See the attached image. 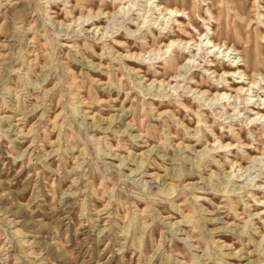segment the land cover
Here are the masks:
<instances>
[{"label":"rangeland","instance_id":"374dc122","mask_svg":"<svg viewBox=\"0 0 264 264\" xmlns=\"http://www.w3.org/2000/svg\"><path fill=\"white\" fill-rule=\"evenodd\" d=\"M87 1L0 0V264H264V118L192 94L214 57L157 2ZM159 2L264 79V0Z\"/></svg>","mask_w":264,"mask_h":264},{"label":"bare ground","instance_id":"6f19581e","mask_svg":"<svg viewBox=\"0 0 264 264\" xmlns=\"http://www.w3.org/2000/svg\"><path fill=\"white\" fill-rule=\"evenodd\" d=\"M115 1H119L118 4H120V3L126 4L127 3V0H115ZM149 1H150L151 8H150V10L146 11V13L148 14L155 7L159 8V10L161 11V14L163 15V21L162 22L165 23V28L167 29L166 33L172 34V36H176V38H177V36L178 37L184 36L186 38V41L184 43L185 46L186 45L189 46L190 44H194V43H199L201 48H203V44L207 39V43H205V49L202 53L204 56L202 55V57H205V56L208 58L214 57V59H211V60L207 59V61H206L208 64L207 70L209 71V74L218 78V83L216 85L213 83L209 84L208 82L203 83L202 81L196 80V76H194V74L196 73V70L192 71L189 74H188V72H190V71H188V72H186L188 74V77H185L184 81H187V80L192 81L190 83H192L196 86L195 88H191V90L193 92L192 94L196 95V98H198L200 101H201V99H205V97L210 98V102H214L217 99L218 95H223L226 93H228L229 96L234 99L233 102H235V100L240 99L242 97V95L243 96L246 95V97H247L246 102L245 103L243 102L244 104L238 103V105L239 104L242 105V107H240V108H245V109L257 108V110L255 112L256 117L259 116L261 118L262 117L264 118V100L261 99L263 102L259 104V103H257V99L256 100L252 99L253 97L255 98L257 96L263 97V95H261L262 93L264 94V79L262 78L263 73L261 74V73H258L255 71V72L249 74L247 66L244 68L242 67V66H245V62L243 64H241L240 61H243V59L238 60L239 59L238 57H239V55H241V52H238V48L236 47V45L228 46L226 43H223L221 45L220 42H218V40H216V41L212 40L213 37H209V36L208 37L206 36L207 38H204L201 42H198V41L193 42V36L191 35L190 32H188V30L185 27V24L180 22L178 19V17H181L183 14L182 10L177 9V8H171L168 5H162L161 4L162 2L160 3L159 0H148V2ZM101 2H103V3L100 5V7L97 11L92 10L91 8H88V5L90 4L88 1L83 5L84 9L88 10V14L82 16L83 21L81 23H86L88 26L93 25V26H95L94 29L97 30V29H100L99 25H100V22L102 21L103 18H105V17L106 18H112L113 17L112 11L109 10V5L107 4V0H101ZM155 2H157V3L155 5V7L153 8V4ZM119 10H121V9H119ZM100 14H103V16H101ZM140 16H143V19L140 20L139 24L142 23V27L145 26L144 28H147L148 24L150 22L149 20H147L148 19L147 15L145 16L143 14ZM127 19H130V23H128V24L133 26L134 23H131L133 19H131L130 16L127 17ZM78 20H80V18L75 19V22H78ZM190 20H191V22L194 21L192 18H190ZM180 31L183 33H181ZM150 32L152 33V35H154V30L152 28H150ZM123 35H124L123 32H121V33L117 34L116 36L123 37ZM177 41L178 40L175 39V40H172L171 43L174 45ZM179 41L182 42V40H179ZM116 42H117L118 46H123L125 44L124 42H122L120 40H116ZM155 43L158 44L157 41H155ZM166 47L171 48V46L169 44H166ZM156 48L158 50L160 49V47L158 45H156ZM185 49H187V53L193 52L190 49V46L186 47ZM211 50H213V54H211ZM219 53L221 56H218ZM258 54L260 57L263 56L264 50H261ZM128 57H135V54L129 53ZM221 58L222 59L226 58V60L231 61V63L225 64L223 61L220 62L219 59H221ZM174 61H175V59H174ZM186 64H187L186 67H190L189 66L190 60H189V62H186ZM263 64H264V61H263ZM189 70H190V68H189ZM180 71L178 72V70H176V75L174 77L175 79L178 78ZM231 78H236L237 80L229 81ZM171 81H173V80L171 79ZM164 82H165V80H160V83H164ZM168 84H169V82H168ZM259 91H262V93H260ZM187 98L185 99V101H189V99H187ZM259 105H262V106H259ZM181 106H183V108H188L189 111L192 113H196L195 110L192 109L193 105L190 106L186 102H182ZM210 127H213V126L210 125ZM212 131L213 132L215 131L214 127L212 128ZM241 138L242 137L240 136L239 137L240 143L242 141ZM231 145H232L231 143H226V144L221 143V147H225V148H227L228 146H231ZM247 148H249V147H247Z\"/></svg>","mask_w":264,"mask_h":264}]
</instances>
